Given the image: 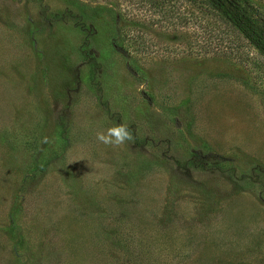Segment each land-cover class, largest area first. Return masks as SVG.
Returning <instances> with one entry per match:
<instances>
[{
	"label": "rangeland",
	"instance_id": "obj_1",
	"mask_svg": "<svg viewBox=\"0 0 264 264\" xmlns=\"http://www.w3.org/2000/svg\"><path fill=\"white\" fill-rule=\"evenodd\" d=\"M186 5L0 0V264H264V56Z\"/></svg>",
	"mask_w": 264,
	"mask_h": 264
},
{
	"label": "trees",
	"instance_id": "obj_2",
	"mask_svg": "<svg viewBox=\"0 0 264 264\" xmlns=\"http://www.w3.org/2000/svg\"><path fill=\"white\" fill-rule=\"evenodd\" d=\"M138 2L144 8L149 5L147 10L151 11V15H159L161 21L185 17L186 4L198 6L202 9L200 12L213 15L238 31L264 56V11L254 4L243 5L238 0H138ZM192 17L193 15L190 16ZM135 21L139 25L146 24L145 20ZM114 46L122 47L118 42H115Z\"/></svg>",
	"mask_w": 264,
	"mask_h": 264
}]
</instances>
